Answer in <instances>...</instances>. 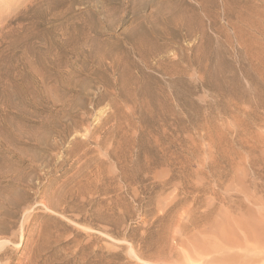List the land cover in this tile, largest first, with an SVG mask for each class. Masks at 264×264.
Returning a JSON list of instances; mask_svg holds the SVG:
<instances>
[{"label": "rangeland", "instance_id": "obj_1", "mask_svg": "<svg viewBox=\"0 0 264 264\" xmlns=\"http://www.w3.org/2000/svg\"><path fill=\"white\" fill-rule=\"evenodd\" d=\"M262 246L264 0H0V264Z\"/></svg>", "mask_w": 264, "mask_h": 264}, {"label": "bare ground", "instance_id": "obj_2", "mask_svg": "<svg viewBox=\"0 0 264 264\" xmlns=\"http://www.w3.org/2000/svg\"><path fill=\"white\" fill-rule=\"evenodd\" d=\"M246 242L249 243L248 241H246ZM234 243H235V242H234ZM240 244H241V243H240ZM234 245H236V244H234ZM236 247H238V245H237ZM247 247H248V246H247ZM247 247H246V248H247ZM262 247H264V246H262ZM249 248H250V246H249ZM252 252H253V251H252ZM248 253H251V251H250V252L248 251ZM237 256H238V255H237ZM243 256H244V255H243ZM253 259H254V258H253V253H252V255H251V254H247L246 257L243 258V259H241L240 257H235V256H234L233 258H231V259H230V257H229V260H228V258H227V260L230 261V262H232L233 264H234V263H237V262L239 263V261H241L242 263L249 262V261H250V262H253ZM225 264H227V263L225 262Z\"/></svg>", "mask_w": 264, "mask_h": 264}]
</instances>
